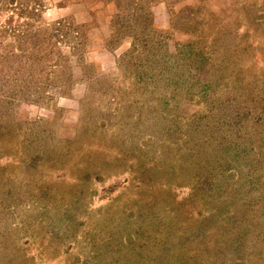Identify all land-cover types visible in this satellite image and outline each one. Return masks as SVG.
I'll list each match as a JSON object with an SVG mask.
<instances>
[{
  "label": "rangeland",
  "instance_id": "374dc122",
  "mask_svg": "<svg viewBox=\"0 0 264 264\" xmlns=\"http://www.w3.org/2000/svg\"><path fill=\"white\" fill-rule=\"evenodd\" d=\"M0 264H264V0H0Z\"/></svg>",
  "mask_w": 264,
  "mask_h": 264
}]
</instances>
